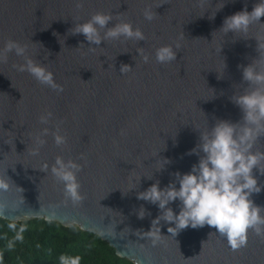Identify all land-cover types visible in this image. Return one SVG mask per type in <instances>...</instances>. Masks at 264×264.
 Returning <instances> with one entry per match:
<instances>
[{"label": "water", "instance_id": "water-1", "mask_svg": "<svg viewBox=\"0 0 264 264\" xmlns=\"http://www.w3.org/2000/svg\"><path fill=\"white\" fill-rule=\"evenodd\" d=\"M259 2L209 0L201 7L200 0H167L156 8L165 0H84L77 9L75 0H0V49L8 40L27 45L28 57L63 87L58 92L18 71L13 65L25 60L14 53L0 63V177L9 179L8 189L0 190V218L76 227L133 264H264V239L252 231L247 246L238 251L207 225L173 237L167 229L175 225L161 221V233H149L160 210L137 199L156 181L163 189L175 180L174 173L191 171L203 155L189 154L201 132L219 120L242 122L243 113L231 97L247 87L238 65L258 57L264 17L247 33L220 29L226 17L245 7L251 12ZM147 7L158 14L152 21L144 18ZM97 12L113 15L108 27L130 22L146 39L102 41L89 50L97 46L69 30ZM177 44L176 61L156 62L158 48L175 49ZM138 48L149 56L147 63ZM122 63L132 71L122 75ZM47 112L52 117L41 124L39 118ZM57 126L67 138L60 147L51 134ZM44 128L49 129L41 137L46 143L33 155L35 138ZM253 150L264 151V137ZM58 156L82 165L77 173L80 201L67 196L51 172ZM165 159L170 163L157 171L158 161ZM254 175L264 185V175L255 169ZM251 199L264 207V190ZM142 205L150 215L139 219ZM169 206L179 213V201Z\"/></svg>", "mask_w": 264, "mask_h": 264}, {"label": "clouds", "instance_id": "clouds-1", "mask_svg": "<svg viewBox=\"0 0 264 264\" xmlns=\"http://www.w3.org/2000/svg\"><path fill=\"white\" fill-rule=\"evenodd\" d=\"M208 2L209 0H200V6ZM163 4H167V0L165 3L158 4L156 8ZM83 6L84 0H75L77 9ZM223 6V2L220 3L217 10ZM143 15L146 20L152 21L158 14L151 7H147ZM212 15L214 17L215 14ZM262 17H264V0L255 4L251 12L245 7V10L226 17L220 31L225 34L229 31L247 33L253 23H261ZM112 21H114L112 14L97 12L88 21L75 23L69 33L71 35L82 34L89 45L97 46L88 47L89 50L98 48L102 41L106 43L123 38L139 42L146 39L142 30L138 27L134 28L130 22H115L113 27H108ZM257 41L258 57L247 66L238 65L242 68V79L247 87L242 94H235L231 97L232 102L243 113L242 122L217 121L211 129L201 132L200 143L190 151L189 154L203 153L190 172L174 173L175 180L163 189L159 181H156L145 191L137 193V199L156 205L160 210V215L151 221L152 227L149 233L153 229L161 233V221L175 225L167 229L173 237L188 227L195 229L207 225L215 228L219 236L226 239L233 251L247 246L249 231L264 239V207L256 205L251 199L253 194H259L264 190V185L259 184L254 175V169L258 170L260 175H264V151L253 150L256 142L264 137V43L258 39ZM81 46L84 44L81 43L79 47ZM179 49V44L175 49L171 45L158 48L155 53L156 62L166 65L176 61ZM136 51L145 63L149 61V56L144 54L143 48H138ZM220 51L221 48L219 53ZM10 53L23 57L25 60L23 64L13 65L18 71H27L39 83L51 86L58 92L63 91L62 86L55 84L54 76L50 71L28 57L27 45L8 40L0 49V63H7ZM131 71L130 65L121 64L120 73L122 75ZM51 117V112L41 115L40 123L48 124ZM48 134L49 129L44 128L40 135L36 136L37 147L33 150V155L38 154L39 147L46 143L41 137ZM51 134L58 147L67 144V138L59 133L58 126L57 130ZM84 158L81 155V159ZM158 162L161 163V167L157 171L170 163L167 159ZM81 168L82 165L77 162L71 159L65 161L59 156L51 168L53 175L65 185L66 195L73 201L82 199L77 180V173ZM44 170H47V165L44 166ZM148 178L151 179V177ZM7 180L9 179L6 175L0 177V190L8 189ZM177 183L179 188L176 187ZM176 201H179L178 214L169 206ZM146 214L150 215L142 205L137 216L143 219ZM8 227L16 233L15 241L23 240L25 231L23 226L17 230V225L13 222ZM60 261L61 264H81L79 256H61Z\"/></svg>", "mask_w": 264, "mask_h": 264}, {"label": "trees", "instance_id": "trees-1", "mask_svg": "<svg viewBox=\"0 0 264 264\" xmlns=\"http://www.w3.org/2000/svg\"><path fill=\"white\" fill-rule=\"evenodd\" d=\"M10 223L0 218V264H61L60 257L81 258V264H133L117 256L99 237L76 227L63 228L55 222L33 219L23 226L22 241H15Z\"/></svg>", "mask_w": 264, "mask_h": 264}]
</instances>
